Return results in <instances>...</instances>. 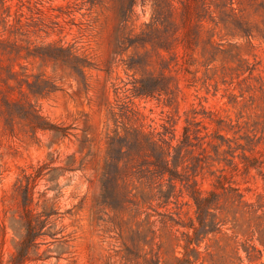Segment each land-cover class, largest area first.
<instances>
[{
	"label": "rangeland",
	"instance_id": "1",
	"mask_svg": "<svg viewBox=\"0 0 264 264\" xmlns=\"http://www.w3.org/2000/svg\"><path fill=\"white\" fill-rule=\"evenodd\" d=\"M3 1L10 7V23L22 16L28 35L17 40L23 46L20 40L26 39L36 46L68 45L92 62L86 71L87 88L82 89L68 70L52 62L0 58V66L54 80L56 92L30 99L49 121L72 128L66 140L39 133L37 141L22 129L10 136L0 126V220H5L4 212L9 216L17 209L13 190L22 172H32L31 167L48 161L49 155L61 165L72 158L77 168L60 179L56 199L58 226L66 242L42 246L47 258L28 264H144L142 257L130 262L123 258L125 247L114 226L120 221L123 230H135L140 224L153 231L145 247L123 233L132 252L142 256L152 251L159 264H182L184 226L194 218L182 178L195 180L204 195L210 191L221 195L222 234L200 245L195 264H210L211 259L232 264L235 250L244 258L242 248L250 245L262 251V258L252 263L244 259V264H264V248L254 233L262 220L251 219L248 226L246 216L235 226L236 206L231 205V194L221 190L237 189L264 220V0H232L234 17L226 8L215 9L229 6V0H166L158 14L150 0L132 7L129 0ZM140 35L149 42L146 49L127 48L128 40ZM138 58L144 66L135 73L127 66ZM148 76L162 89L160 95L136 96L135 82ZM14 93L19 96L17 90ZM125 129L171 142L176 154L180 152V181H175L174 190L167 187L168 176L160 181L171 196L166 205L151 198L155 190L143 188L139 207H129L116 217L97 201L108 138ZM134 185L139 187L133 182L129 189ZM44 188L41 181L35 200ZM11 252L8 234L0 245V264Z\"/></svg>",
	"mask_w": 264,
	"mask_h": 264
},
{
	"label": "trees",
	"instance_id": "2",
	"mask_svg": "<svg viewBox=\"0 0 264 264\" xmlns=\"http://www.w3.org/2000/svg\"><path fill=\"white\" fill-rule=\"evenodd\" d=\"M137 1L145 2L147 0H129L130 6L132 7ZM150 1L153 2L156 14L161 11V5L166 3V0ZM229 1V6L222 8L215 6V9L223 12L226 8L229 10V14L234 17L235 10L232 7V0ZM9 12L10 7L0 0V58L5 57L7 60L10 58L39 59L43 62H52L68 70L80 88H87L86 71L92 68L89 58L68 45L48 43L36 46L26 39L20 40L25 42L23 46L17 40L18 36L26 37L28 35L23 31L22 16L16 18L12 24L8 20ZM241 12L239 10V13ZM220 21L223 23V20ZM240 31V33H245L243 30ZM6 33L7 36L4 37ZM250 33L246 32L245 36L250 37ZM142 35L134 41L128 40L127 48L139 46L141 49H146L149 42L143 40ZM143 66V60L138 58L127 67L138 73L143 70ZM20 69L22 70L21 67ZM155 82L156 80L150 76L137 80L133 87L135 95L144 97H152L155 93L160 95L162 89L155 86ZM23 86L26 90H23ZM16 90L19 96L15 95ZM57 90V83L43 74L26 75L14 70L13 66L1 65L0 126L3 131L13 136L16 129H22L37 141L39 133L49 134L57 141L68 139L72 135V128L49 121L41 114L38 105L30 99L48 96ZM158 142L151 135L137 129H125L123 134L114 131L108 138L106 158L101 175V192L97 201V205L104 212H110L117 217L129 207L138 208L140 205L138 194L143 200V188H148L150 192L155 190L156 192L151 198L166 205L171 196L162 190L160 181L168 176L167 187L171 190L175 189V181H180L178 178L180 176L178 168L181 165L179 162L180 152L176 154V149L171 145V142L168 143L164 140H161V143ZM170 150H174L175 155L171 156ZM48 158V161L38 162L31 167L32 172H22L21 178L17 179L14 185L17 209L10 211L9 216H7V212H4L7 224L5 220H0V245H3L6 236L11 234L12 252L5 264H28L43 261L47 257H44V252L41 251L42 246L66 242L63 229L58 226L60 213L56 206V199L61 194L60 179L74 173L77 168H75L72 158H68L63 165L58 164L60 163L57 162L58 158L54 159L52 155H49ZM156 179L159 181L154 182ZM41 181L44 182L45 188L38 193V198L35 200V189ZM133 182H136L139 187L134 185L133 189H129V185ZM138 188H142L140 192ZM182 188L194 207V218L184 226L187 232L183 233L185 254L182 256V264H195L200 258L198 251L200 245L206 240H210V236L214 238L222 234L224 223L219 218L221 195L216 191L202 194L197 190L196 182L192 178H182ZM133 190L136 192L134 193ZM221 190L231 194L229 197L231 205L236 206L237 211L233 216L235 226L239 224V219H245L246 216L249 217L248 226H250L251 219L262 220L257 224L254 233L257 234L255 240L264 248V220L262 216L258 215L257 210H253L250 204L243 201V196L237 189L221 187ZM51 191L54 194L52 197H47ZM237 214H240V218L236 217ZM123 225L122 221L114 225L118 231L117 237L125 247L123 258L130 262L142 257L144 264H159V258L154 257L151 254L152 251L144 253L142 256L132 252L126 246L127 238L123 237V233H127L132 242L140 243L141 241L142 247H145L150 245V241L146 238L153 231L140 224H136L135 230L131 228L123 230ZM242 249L245 254L244 258L239 255L238 249H236L232 264H244V259L248 263H252L262 258V251L255 245ZM149 254L150 257L147 258ZM190 255H193V260H190ZM209 263L216 264L212 259L209 260Z\"/></svg>",
	"mask_w": 264,
	"mask_h": 264
}]
</instances>
